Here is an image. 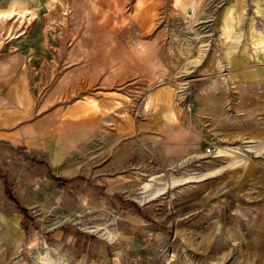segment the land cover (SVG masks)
<instances>
[{
	"label": "rangeland",
	"instance_id": "374dc122",
	"mask_svg": "<svg viewBox=\"0 0 264 264\" xmlns=\"http://www.w3.org/2000/svg\"><path fill=\"white\" fill-rule=\"evenodd\" d=\"M28 1L0 0V63L45 15L54 59L42 104L56 100L59 120L64 103L111 91L122 107L89 128L61 184L28 165L21 186L9 182L21 237L0 245V264H80L103 250L127 260L136 243L156 264H264V94L232 82L221 39L232 8L239 33L264 31V0H160L146 33H111L81 0H49L39 15ZM115 129L131 135L121 147L99 139Z\"/></svg>",
	"mask_w": 264,
	"mask_h": 264
},
{
	"label": "crops",
	"instance_id": "0c3cea01",
	"mask_svg": "<svg viewBox=\"0 0 264 264\" xmlns=\"http://www.w3.org/2000/svg\"><path fill=\"white\" fill-rule=\"evenodd\" d=\"M48 1L39 0L40 3L38 2L37 7L31 11L39 15L42 12L40 7ZM81 1L90 15L98 20L99 26L107 28L110 32L117 29L125 32H149L155 25V18L160 10V0ZM229 11H232L234 18L232 14L229 17ZM229 11L226 16L230 21L225 22L226 30H220L224 48L222 58L229 71V78L231 77L235 85L248 91L257 90L262 96L264 51L256 53V50H264V31L257 30L254 26L249 28L247 25L243 32L239 33L242 15L237 13L241 10L232 8ZM258 12L259 16L264 18V5ZM44 16L37 17L33 30L26 39L21 40L20 50L12 61L0 63V245L5 249L11 245V240H20L19 225L23 218L22 215L11 212L6 185L9 186L12 181L21 186V171L25 170L27 165L29 169L40 172L39 176H42L43 172L47 173L56 185L61 184L62 178H69L65 163L72 161L74 150L96 133L89 131V128H99L101 124L106 125L110 121L116 123L121 116V100L111 91L98 97L95 102L79 98L64 103L60 107L59 120L58 104L53 103L56 100L48 99L42 104L48 95L46 93L44 98L41 97L43 79L50 75L48 61L54 59L50 41L42 31ZM228 31L230 32L227 33ZM235 39L237 43H234ZM253 59L256 66H249ZM70 91L66 89V93ZM112 118L114 120H111ZM98 135L104 143L108 141L116 147L122 146L120 141H125L126 144L128 136L131 139V135H123L121 130L116 129L113 133L102 132ZM13 234L16 235V240L11 238ZM156 248H159V245ZM128 251L131 258L127 260L108 258L104 256L103 250L102 258L92 262L81 261L80 264H156L154 257L150 256L152 252L147 244L136 243Z\"/></svg>",
	"mask_w": 264,
	"mask_h": 264
},
{
	"label": "bare ground",
	"instance_id": "6f19581e",
	"mask_svg": "<svg viewBox=\"0 0 264 264\" xmlns=\"http://www.w3.org/2000/svg\"><path fill=\"white\" fill-rule=\"evenodd\" d=\"M178 1H180V0H177V3H178ZM38 2H39V0H29L28 2H27V5H28V9L27 10H30V9H33V8H35L37 5H38ZM16 3V2H15ZM40 3V2H39ZM13 5V4H12ZM14 6V5H13ZM16 6V5H15ZM9 8H11V7H9ZM188 9V8H187ZM8 10V9H7ZM230 13L228 14L229 15V17L231 16V14H232V17L234 16V14L232 13V11H229ZM2 13V12H1ZM24 12L22 11L21 12V15L23 14ZM18 14V11L16 10V9H10V11H8V12H6V13H3V17L5 18V17H10V16H14V15H17ZM226 15H227V13H226ZM1 16V15H0ZM25 16V15H24ZM23 16V17H24ZM2 17V18H3ZM234 18V17H233ZM209 21V20H208ZM226 21H230V19L227 17V16H225L224 17V19L222 20V29L223 30H226V28H225V22ZM112 33V32H111ZM227 33H229V31L227 32ZM197 38V40H198V43H200L201 41L199 40V37H196ZM208 44V43H207ZM201 45V44H200ZM206 45V44H205ZM202 46V45H201ZM207 47V46H206ZM206 51H207V48L205 49ZM224 68V67H223ZM225 69V68H224ZM226 78V77H225ZM248 147V146H247ZM52 261H50L49 262V264H53V263H51Z\"/></svg>",
	"mask_w": 264,
	"mask_h": 264
},
{
	"label": "trees",
	"instance_id": "16d2710c",
	"mask_svg": "<svg viewBox=\"0 0 264 264\" xmlns=\"http://www.w3.org/2000/svg\"><path fill=\"white\" fill-rule=\"evenodd\" d=\"M6 195L11 199L10 191L8 190V185H6ZM13 202H15L13 200Z\"/></svg>",
	"mask_w": 264,
	"mask_h": 264
}]
</instances>
